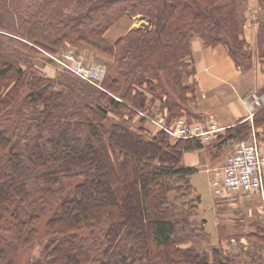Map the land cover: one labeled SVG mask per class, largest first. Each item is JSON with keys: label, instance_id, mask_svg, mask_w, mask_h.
Masks as SVG:
<instances>
[{"label": "trees", "instance_id": "obj_1", "mask_svg": "<svg viewBox=\"0 0 264 264\" xmlns=\"http://www.w3.org/2000/svg\"><path fill=\"white\" fill-rule=\"evenodd\" d=\"M257 3L254 49L245 37L249 0H0V264H11L18 243L35 241L44 216L50 239L29 264H243L221 244L208 248L191 181L197 169L183 158L206 150L216 160L220 147L253 132L264 147V106L207 143L173 139L159 125L187 118L193 39L225 46L243 72L257 54L264 71V0ZM126 16L151 28L109 43L106 33ZM17 43L64 73L43 75L46 67L32 66ZM67 51L105 63L103 89L45 54ZM24 100L33 108L10 131ZM69 178L76 183L59 193ZM249 238L264 245V229Z\"/></svg>", "mask_w": 264, "mask_h": 264}, {"label": "rangeland", "instance_id": "obj_2", "mask_svg": "<svg viewBox=\"0 0 264 264\" xmlns=\"http://www.w3.org/2000/svg\"><path fill=\"white\" fill-rule=\"evenodd\" d=\"M253 14L256 16V11L253 12L248 10L247 18H251ZM140 18L141 17L134 18V26L140 27L142 22L146 24L150 22L148 28L150 29L152 25L151 21L147 19L141 20ZM130 20V17H123L118 21L108 31L105 37L106 40L109 43L114 44L119 38L125 36V31ZM17 46L18 50L24 56L29 57L32 66L37 63L44 68L46 67L42 71L43 75L44 71H46L50 76L55 78L59 71L62 72L53 62H50L44 56L30 54L29 50H26L19 43H17L16 48ZM77 56L78 61L87 66L98 65L100 63L105 64L104 62L98 61L97 55L91 51H83L80 54H77ZM255 56H257V54H255ZM21 64H23V69L27 67L26 64ZM29 93L30 91L26 90L23 92V96L27 98ZM26 102H28V100H24L23 103L16 108L17 110L11 115L10 119L8 118L5 128L12 131L15 125L25 115L26 109L33 108L31 104H24ZM36 107L37 109L39 108V106ZM219 149V154H217L218 158L216 160L211 158L210 164L207 163V165L205 164L204 166L199 167L198 172L191 177L192 184L195 186L202 201L198 220L205 221L206 231L210 234L211 244L208 248L221 244L225 247L228 253L241 255L244 260L243 264H246V261H250L247 256L248 253L249 255L255 254L257 257L256 263H249L264 264V245L254 244L252 239L250 240L249 238L251 232L264 229V195H231L226 192H223L218 196L214 195L211 179L215 174H213L214 172H206V168H218L220 170L225 157L233 151V145L222 148L220 147ZM216 151L217 150L215 149L213 150L214 153ZM75 183V178L66 179L63 187L59 189V193L69 192ZM99 201L101 200L99 199ZM46 218L47 216L42 217L37 223L38 236L29 247H26L22 243H18L16 248H12V250L17 249L18 251L15 253L12 251L9 254V258H13L11 264H29L40 256L42 248L50 239L45 228ZM244 243L246 245L243 247L242 244Z\"/></svg>", "mask_w": 264, "mask_h": 264}, {"label": "crops", "instance_id": "obj_3", "mask_svg": "<svg viewBox=\"0 0 264 264\" xmlns=\"http://www.w3.org/2000/svg\"><path fill=\"white\" fill-rule=\"evenodd\" d=\"M249 5V11H256V16L253 14L251 18H248L245 37L247 42L256 49L260 21L257 0H249ZM131 20L125 35L135 28L134 18ZM191 50L195 76H185L184 82L192 84L195 80L196 93L188 100L187 113L183 112L187 115V120L190 123L202 121L215 124L222 129L220 131L241 121H252L253 114L264 106V71L258 57L254 56L252 68L243 72L236 67L227 48L223 45L207 47L202 39L195 38L192 41ZM211 158L206 150H200L186 153L183 162L186 166L196 168L198 172L199 167L210 164ZM218 170V168H206V172H214V177Z\"/></svg>", "mask_w": 264, "mask_h": 264}, {"label": "built area", "instance_id": "obj_4", "mask_svg": "<svg viewBox=\"0 0 264 264\" xmlns=\"http://www.w3.org/2000/svg\"><path fill=\"white\" fill-rule=\"evenodd\" d=\"M46 54L71 74L103 89L101 84L106 74L104 65L85 66L72 52L62 57ZM159 127L173 139L199 137L204 141H209L215 133L222 130L211 123H188L185 118H178L172 126ZM212 186L217 196L223 192L264 195V147L259 143L255 133L235 144L233 151L226 157L225 164L212 181Z\"/></svg>", "mask_w": 264, "mask_h": 264}, {"label": "water", "instance_id": "obj_5", "mask_svg": "<svg viewBox=\"0 0 264 264\" xmlns=\"http://www.w3.org/2000/svg\"><path fill=\"white\" fill-rule=\"evenodd\" d=\"M138 23H139V22H138ZM149 24H150V22H149L148 24L142 22L141 25H142L143 27H145V28H149Z\"/></svg>", "mask_w": 264, "mask_h": 264}]
</instances>
